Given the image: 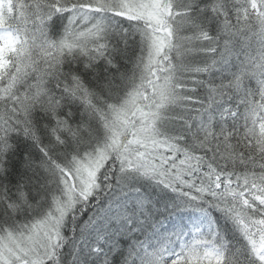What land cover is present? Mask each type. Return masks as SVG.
<instances>
[{"label": "snow or ice", "instance_id": "1", "mask_svg": "<svg viewBox=\"0 0 264 264\" xmlns=\"http://www.w3.org/2000/svg\"><path fill=\"white\" fill-rule=\"evenodd\" d=\"M0 264H264V0H0Z\"/></svg>", "mask_w": 264, "mask_h": 264}]
</instances>
